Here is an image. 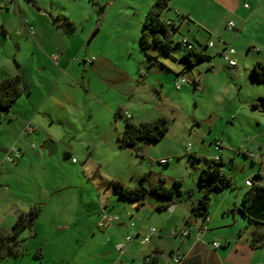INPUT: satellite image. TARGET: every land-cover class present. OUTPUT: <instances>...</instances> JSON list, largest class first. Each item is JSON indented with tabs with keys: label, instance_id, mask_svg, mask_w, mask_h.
Masks as SVG:
<instances>
[{
	"label": "rangeland",
	"instance_id": "374dc122",
	"mask_svg": "<svg viewBox=\"0 0 264 264\" xmlns=\"http://www.w3.org/2000/svg\"><path fill=\"white\" fill-rule=\"evenodd\" d=\"M246 2L256 7L247 0H239L237 6L225 0H170L164 16L177 19V10L188 16L175 41L189 39L199 50L210 42L215 45L204 49L210 60L180 71L187 83L176 90L174 76L178 72L161 66L150 68L149 55L140 45L154 0H0V78L10 71L25 74L27 80L22 77L23 95L10 110H0L1 148L25 149V137L17 141L14 136L31 117L50 128L63 130L66 126L70 130L57 153L45 157L27 154L21 166L2 163L5 149H0V234L13 231L16 212L40 209L33 226L20 236L21 254L4 255L0 264L119 263L120 253L109 248L110 240L113 245L119 236L131 235L134 225L142 220L169 222L174 228L175 217L171 210L158 209V204L170 200L152 194L145 207L137 210L140 206L136 201L120 195L121 187L135 188L144 183L152 188L164 178L165 185L175 192V215L181 217L192 213L193 204L207 189L208 185L199 180L201 170L221 156L226 162L222 170L232 177L233 186L213 190L209 216L214 226H225L221 232L234 233L249 245L253 225L239 207L250 188L247 179L264 186V179L255 176L264 169V83L250 79L252 62L259 52L249 45L264 54V4L250 24L242 26L237 16H249ZM45 16L52 26L61 20V32H67V63L61 61L63 65H59L63 45L58 38L49 47L36 43L34 33ZM230 21L235 22L236 30L228 29ZM225 44L236 51L235 66L220 54ZM185 52L176 45L171 58L182 65L180 58ZM149 54L165 57L159 45H153ZM92 56H106L113 63L135 68L138 96L146 97L148 104L131 98L125 112L134 114L135 121L167 117L169 130L160 141L121 147L117 137L111 140L103 135L106 126L100 122L108 113L99 100L116 95L94 78L91 93H87L91 74L84 66L86 61L94 62ZM171 61L177 70L178 65ZM58 70L63 77L60 88L80 91L77 100L69 101L60 91L50 93ZM86 75L89 77L84 78ZM72 76L78 80L71 81ZM48 111L53 117L46 115ZM119 120L124 124V119ZM67 146L73 149L69 160L64 159ZM245 152L254 154L255 162ZM162 159L169 163L161 164ZM104 210L119 217L111 229L99 227ZM122 222L124 226H118ZM253 251L257 252H251L249 260L264 264V247Z\"/></svg>",
	"mask_w": 264,
	"mask_h": 264
},
{
	"label": "crops",
	"instance_id": "0c3cea01",
	"mask_svg": "<svg viewBox=\"0 0 264 264\" xmlns=\"http://www.w3.org/2000/svg\"><path fill=\"white\" fill-rule=\"evenodd\" d=\"M227 2L231 1L233 5L238 4L239 0H225ZM246 1V0H244ZM249 2H254L256 7H251L247 2L244 5V8L248 9L250 11L249 16H243L242 14L237 16L239 19V22H241V25L245 26L249 25L252 18L258 13L261 6L264 4V0L261 2L259 0H247ZM2 3H0V11L2 10ZM248 5L249 7H246ZM238 12V11H237ZM181 15H184L182 12H180ZM235 14L236 9H235ZM2 16V11L0 14V19ZM177 16V14H176ZM168 18H172L174 20V17L167 16ZM188 17V16H187ZM187 20V19H185ZM182 21L180 23V27L185 22ZM61 20L56 21V24L53 26L50 24V21L47 16L44 17L42 25L39 27V30L37 33H34L36 43H39L40 45H44L49 47L52 44V40L55 38L59 39V42L63 47H61L60 50V60L59 65L61 64V61L65 64L67 63L66 60V46H65V39L67 36V32L63 31L61 32V28L59 26ZM178 23V21H177ZM235 23V22H234ZM228 26V25H227ZM180 29V28H179ZM237 29V25H236ZM94 33V32H93ZM93 34L91 39L93 38ZM64 43V44H63ZM208 45V44H207ZM227 44H225L226 46ZM215 46V45H214ZM249 49L256 50L259 52V55L253 59V64L251 67L254 66V64L257 61H263L264 62V54L261 51L260 48H255L254 46L249 45ZM37 46H35L36 49ZM210 48V47H209ZM224 48V47H223ZM199 50V49H198ZM222 51V50H221ZM204 53V52H203ZM205 54V53H204ZM221 54V52H220ZM58 54L54 53L53 57H56ZM62 57V58H61ZM88 57V56H87ZM95 57L94 62L91 64H85V70L90 72L91 77L88 79L87 84V93H91V86H93V78L96 80H101L103 82V85H105L108 89L112 90V95H116L113 98L109 100L102 99V94L98 97L100 99L104 100L103 102H100L99 104L103 107V109L108 113V117H104L101 119L100 124L106 126V130L104 132V136L107 138L114 139L115 137L118 138L122 135V133L126 129V122L132 121L136 124L152 121L148 118H141L140 120L135 121L134 114H129L127 111L125 112V109H128L126 106L128 104V100L131 102V98H134L135 100L139 99L142 104H148L146 101V97L144 96H138V83L139 79L137 78V71L135 68H132L124 65H120L117 63H113L110 60L107 59L106 56H92ZM64 58V59H63ZM89 60V59H88ZM176 63V59L171 58L169 56H165L163 59L162 57H159L158 62H154L153 60H150V68H156L157 66H161L163 68L171 69L172 73H177L176 77L174 76V81H176L178 74L181 73L182 69H184V63L182 65H179V61H177L178 68L175 69V66L172 64V61ZM180 66V67H179ZM63 69H65L64 66ZM170 67V68H169ZM43 69V68H42ZM142 72L143 69L139 68ZM252 69V68H251ZM59 71V76L56 77V83L54 82V88L50 92L51 94H54V92L60 91V93L67 97V99L70 100H77V96L82 95L80 91L73 90L69 87H62L63 86V77H61V71ZM141 72V73H142ZM16 75H19V73H12L8 72L7 75H5L3 78H0L3 80L4 78L8 77H14ZM24 78V81L26 80L25 74H21ZM60 81H57L58 78H60ZM84 78H88L89 76L86 75L83 76ZM0 80V81H1ZM71 81L78 80V77L72 76ZM27 81V80H26ZM85 81V80H84ZM102 84V83H101ZM161 86H164L163 83L159 82ZM177 90V89H176ZM23 95V94H22ZM93 97H96L95 94H92ZM92 97V96H91ZM92 97V98H93ZM160 97L161 94H160ZM127 116H125V114ZM47 116L53 117V113L48 111ZM113 115L115 117L113 118ZM130 117V118H128ZM120 118L124 119V124H122ZM29 124L33 125L34 127V134L38 131L40 132L36 139H34V144H29L25 139V149H20L22 152V157L17 160L15 163H19V166H21L23 160L25 159V155H36L38 157H45L48 153L50 155H53L57 153L60 148L62 147L64 136L70 134V130L64 126L63 130L60 128H57V126L50 128V126H46L45 124L39 122L36 118L31 117L30 119L24 120V124H22L21 128L15 133L16 140H22L23 137H27V135L30 133L27 130V127ZM48 140V145L45 147H40V143L43 140ZM111 139V140H112ZM2 145L0 143V149L3 150L5 148H1ZM69 148H66L67 151L64 153V158L66 160H69L71 158L73 149L70 146H67ZM7 150L5 149V152ZM51 151V153H50ZM222 158V162L225 164V159L223 156L219 157ZM256 159V156H255ZM255 159L252 160L255 162ZM217 160V159H213ZM263 165V163H261ZM3 164L0 163V170L3 168ZM248 180V179H247ZM246 180V181H247ZM258 183V182H257ZM262 185V184H260ZM146 205V204H145ZM145 205L138 207L137 210H141ZM172 210L175 216L173 218V226L174 228H171L172 225L167 223H149V221H141L138 225H134V229L132 230V234H127L126 236H119L114 244L113 240H110L108 244L110 245L109 248H114V250L118 251L117 246L125 241V239L128 236H133V240L129 243H127V249L120 253L119 251V263L118 261L114 262L113 264H145L144 258L147 255H151L154 259V264H176L173 261L174 255H181L183 256V261L181 264H253L254 262H251L249 260L251 252H257L253 251L260 248H252L245 242H243L240 238L236 237L234 233H223L220 231L221 228H224L225 226H214L213 219L208 217V220L204 222L201 218L196 217L193 212L191 211L187 212L183 216L179 217V215H175L176 211L178 209L177 204L172 206ZM170 210V208H168ZM19 212H16V215L19 216ZM17 216V217H18ZM113 225H109L105 229H111L113 228ZM115 226V225H114ZM118 226H124V223H119ZM155 227L158 231L157 235L154 236L151 239L150 243H144L143 239L148 234L149 229ZM228 227V226H226ZM104 229V228H101ZM188 230L190 232V235L187 237H184L181 235L182 231ZM176 232V234H174ZM201 232L202 235L199 237L198 233ZM214 242H221L222 246L219 248H214L213 243ZM256 254V253H255ZM255 264V263H254Z\"/></svg>",
	"mask_w": 264,
	"mask_h": 264
},
{
	"label": "trees",
	"instance_id": "16d2710c",
	"mask_svg": "<svg viewBox=\"0 0 264 264\" xmlns=\"http://www.w3.org/2000/svg\"><path fill=\"white\" fill-rule=\"evenodd\" d=\"M170 0H154L149 8L146 20L143 26V32L140 39V45L145 54L149 55L148 59L154 62L159 61L161 56H151L149 50L153 45H159L164 56L174 55L176 45L183 48L186 52L181 56L184 62V68L190 69L197 65L210 60L209 55L204 54V49L209 47L194 45L189 39L175 41V34L179 31L180 23L187 19L185 15H177V20L164 16V11L169 8ZM178 21V23H177ZM98 32L96 29L93 33L95 36ZM179 76H185L184 72ZM186 77V76H185ZM176 79V81H177ZM250 79L256 83H264V62L257 61L250 70ZM175 81V82H176ZM24 92V81L22 76L4 78L0 81V110L9 111L14 102L22 96ZM264 100V98H262ZM169 130V120L162 116L153 121L136 124L132 121L126 122V129L119 137L121 147H135L141 141L158 142ZM245 154V153H244ZM246 157H248L245 154ZM222 158L212 160L206 168H203L199 174V180L202 184H207V189L203 196L193 204V214L207 221L209 217V208L212 200L213 190L224 191L233 186L232 177L223 172ZM256 177H260L258 174ZM261 178V177H260ZM144 179V178H143ZM166 180L160 179L159 184L152 188H147L144 183L135 188L121 187L120 195L126 199L136 201L139 206L146 204L147 198L154 194L163 199L170 200L167 203L158 204V209H168L175 205L172 201L175 192L172 188L165 185ZM250 187L242 201L239 211L253 225L251 231L250 245L252 248L264 247V186L252 181ZM40 209L33 208L28 213H21L9 234H0V258L4 255L11 254L19 256L21 254L20 236L25 228L33 226Z\"/></svg>",
	"mask_w": 264,
	"mask_h": 264
},
{
	"label": "built area",
	"instance_id": "2783aa9c",
	"mask_svg": "<svg viewBox=\"0 0 264 264\" xmlns=\"http://www.w3.org/2000/svg\"><path fill=\"white\" fill-rule=\"evenodd\" d=\"M246 7H249L248 5H246ZM177 15H181L180 11H175ZM0 14H1V11H0ZM228 29L233 31V30H236V24L233 22V21H230L228 23ZM186 41V39H185ZM209 47H214V43L213 42H210L208 44ZM236 54V51L234 48H232L230 45H226L224 46V48L222 49L221 51V55L225 58L226 61L229 62V64L231 66H235L236 65V61L234 60V55ZM58 57L56 56V59ZM187 83V78L185 76H180L177 81L175 82V88L177 90H181L182 89V86ZM130 118V117H128ZM27 130L30 132V133H33L34 131V127L30 124L28 127H27ZM217 146L220 148V143L217 142ZM245 154L251 158L252 160L255 159V155L254 154H248L247 152H245ZM22 157V152L20 149L16 148V147H12L11 149L7 150L3 156V158L1 159V162L2 163H15L17 160H19L20 158ZM219 159V158H218ZM73 162H76V159H73ZM160 163L161 164H168L169 163V160L167 159H162L160 160ZM261 172L260 174H258L261 178L264 179V169L261 168ZM246 185L247 186H251L252 185V181L251 180H247L246 181ZM172 206L170 207V210H172ZM103 216H102V220L101 222L99 223V227L100 228H106L108 227L109 225H112L113 223L115 222H118L119 221V217L118 216H110L108 215L105 210L103 211ZM158 233L157 229L155 227H152L149 229V232L148 234L144 237L143 239V242L144 243H150L151 242V239L156 236ZM174 234H176V232H174ZM182 236L184 237H187L190 235V232L188 230H184L182 231L181 233ZM202 235L201 232L198 233V236L200 237ZM133 240V236H128L125 241L121 242L118 246H117V249L120 253H123L126 249H127V243L131 242ZM213 247L214 248H219L220 246H222V243L221 242H214L213 244ZM173 261L174 263L176 264H181L182 261H183V256L181 255H174L173 256ZM144 262L145 264H154V259L152 258L151 255H147L145 258H144Z\"/></svg>",
	"mask_w": 264,
	"mask_h": 264
},
{
	"label": "water",
	"instance_id": "95a60500",
	"mask_svg": "<svg viewBox=\"0 0 264 264\" xmlns=\"http://www.w3.org/2000/svg\"><path fill=\"white\" fill-rule=\"evenodd\" d=\"M56 22H54V24H55ZM25 140L29 143V144H31V145H33L34 144V136H33V134L32 133H29L28 135H27V137L25 138ZM48 145V140H43L41 143H40V147H45V146H47ZM50 153H51V151H50ZM65 159V158H64ZM66 160V159H65Z\"/></svg>",
	"mask_w": 264,
	"mask_h": 264
},
{
	"label": "flooded vegetation",
	"instance_id": "af4514ba",
	"mask_svg": "<svg viewBox=\"0 0 264 264\" xmlns=\"http://www.w3.org/2000/svg\"><path fill=\"white\" fill-rule=\"evenodd\" d=\"M34 132V131H33ZM33 134V133H32Z\"/></svg>",
	"mask_w": 264,
	"mask_h": 264
}]
</instances>
